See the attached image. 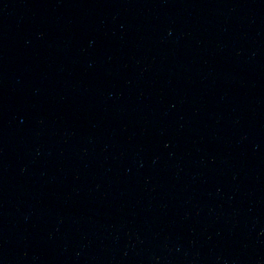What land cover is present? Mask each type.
<instances>
[{"label": "water", "instance_id": "1", "mask_svg": "<svg viewBox=\"0 0 264 264\" xmlns=\"http://www.w3.org/2000/svg\"><path fill=\"white\" fill-rule=\"evenodd\" d=\"M0 264H264V0H0Z\"/></svg>", "mask_w": 264, "mask_h": 264}]
</instances>
